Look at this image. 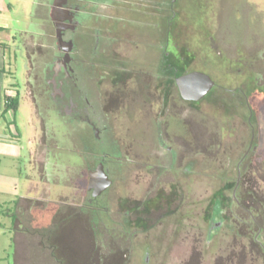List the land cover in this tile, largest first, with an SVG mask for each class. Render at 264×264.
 I'll return each instance as SVG.
<instances>
[{"label": "rangeland", "instance_id": "1", "mask_svg": "<svg viewBox=\"0 0 264 264\" xmlns=\"http://www.w3.org/2000/svg\"><path fill=\"white\" fill-rule=\"evenodd\" d=\"M146 2L147 7L138 3L132 9L149 13L150 55L145 57L143 40L129 25L121 24L125 39L114 48L124 57H135L136 63L151 58L150 72H135L150 82L149 103L134 105L151 116L140 109L136 114L126 104H121L120 116L103 113L96 98L102 129L97 141L84 126L71 129L55 115L49 156L52 193L39 201L28 193L27 178L39 177L33 162L43 129L27 84L46 60L32 52V45L42 41L45 29L53 45L55 30L44 24L46 11L36 0H0L5 7L0 23L9 35L3 41L9 55L7 89L20 92L17 110L5 117L0 113V264H106L111 254L120 258L124 250L128 264H264L262 245L252 243L249 227L237 222L234 195L243 158L263 141L264 0ZM123 5L132 6L119 1ZM126 9L118 12L130 14ZM162 45L164 72L158 67ZM186 71H202L215 80L203 100L182 98L176 78ZM119 74L102 81L105 92L118 85ZM127 127L140 144L135 153L123 146ZM119 153L124 167L115 162ZM105 156L116 182L101 199L108 211L104 226L94 222V247L85 222L60 225L52 212L82 202L88 169ZM23 196L30 200H21ZM76 211L82 216L88 212ZM125 213H131L126 222ZM52 236L60 241L53 247L58 259L51 255Z\"/></svg>", "mask_w": 264, "mask_h": 264}, {"label": "flooded vegetation", "instance_id": "2", "mask_svg": "<svg viewBox=\"0 0 264 264\" xmlns=\"http://www.w3.org/2000/svg\"><path fill=\"white\" fill-rule=\"evenodd\" d=\"M119 1L132 6H119ZM138 3L144 7L148 6L146 0L143 3L136 0H36V5L46 11L44 24L47 26L48 23H51L55 30V43L53 45L50 44L47 29L43 32L42 41H35L32 45L34 48H32V52L45 57L46 60L40 66L41 73L36 74L34 79L27 84L28 94L32 95L30 97L34 108L38 111L37 115L41 120L43 129L36 150V160L33 162L38 170L39 177L38 179L36 177L27 178L29 181L28 193L33 192V196H38L39 201L46 195L50 198L52 193L53 180L49 179L52 162L49 156L53 150L51 142L54 140L51 139V133L55 123V115H61L60 118L64 120V124L71 129L76 126H84L97 141L101 139L102 129L99 122L101 117L98 116V109L95 108L94 104L96 98L100 102L103 113L105 109L110 114L116 113L120 116L124 111L121 104H126L125 106L129 105V108H136V114L140 109V114L151 116L148 111L143 113L141 106H134L148 102L146 94L150 82L146 79L145 74H140L141 77L144 76V79H142L140 76L137 77L135 72H150L152 68L151 58L149 57V60L146 58L144 64L136 63L135 57L134 59H131L130 56L124 57L125 55L118 54V51L115 52L114 48L116 41L125 39V34L120 31L121 24L124 28L129 25L132 28L133 35L143 40L140 46L142 44L145 46V57L150 55L152 37L146 29L151 25V21L148 12L132 9ZM121 8H128L130 14L123 15L121 12L119 13L118 11ZM128 9H126L127 13ZM126 18H129V20ZM143 27L145 30H143ZM135 44L137 45L136 42ZM160 49L162 56L158 67L160 72H164V45ZM39 50L42 53H39ZM31 67L34 68L32 64ZM117 73H122L117 78L118 85L111 92H105L102 81L106 77L117 76ZM126 76H129L130 79H126ZM120 77H124V79ZM136 84L139 87L138 91L135 88ZM19 97L20 92H16L15 99H19ZM98 101H96L97 104H99ZM127 107L126 109H128ZM131 133L130 128L127 127L123 146L129 147L135 153L136 150L140 149V144L138 145L137 140L131 137ZM126 136L127 138L130 137L129 140ZM119 144L121 145L120 142ZM162 144L164 147V141ZM40 146H43V152L41 153ZM143 147H145L144 150H149L146 149L144 144H141L142 149ZM86 148L89 149V146H86ZM94 154H98V151ZM121 154L119 153L120 156L118 155L115 162L120 167H124ZM98 160L94 168L88 169V166L86 167L88 175L84 194L81 197L82 202L77 207L69 205L65 211L52 212L53 221L60 223V225L69 221L85 222L86 231L90 232L92 238L96 231L94 222L98 220L101 227L106 222V214L103 213L104 211L107 212L108 209L101 199L107 195L116 182V177L108 166L107 156ZM100 165H103L105 173L112 180V185L101 195L94 196L95 188H90V174L96 172ZM42 183L47 184L48 187L42 188ZM24 199L30 200L24 196L21 197V200ZM76 208H84L88 212L82 216L77 213ZM130 214H124L127 216L125 222ZM83 223L82 225H84ZM90 227L91 229H87ZM49 241L53 245L51 254L53 255V247L60 245V241L55 236H52ZM94 243L95 247L96 240ZM58 250H60V247ZM57 256L53 255L54 258H57Z\"/></svg>", "mask_w": 264, "mask_h": 264}, {"label": "trees", "instance_id": "3", "mask_svg": "<svg viewBox=\"0 0 264 264\" xmlns=\"http://www.w3.org/2000/svg\"><path fill=\"white\" fill-rule=\"evenodd\" d=\"M0 46L6 49L4 45ZM186 71L184 73H187ZM182 73V74H184ZM181 74V75H182ZM19 99H11L6 96L4 100L3 117L10 110H17ZM261 131L263 141L249 151L241 162L240 180L236 193L237 207L240 214L237 215V222L243 226H248L252 237L250 240L255 245H262L264 250V243L260 242L261 238L264 240V115L261 120ZM261 136V135H260ZM95 237H93L94 239ZM96 238L94 239V241ZM128 250H124L120 258H116L111 254L109 263L106 264H128L129 255L125 254ZM264 255V254H263ZM60 261V260H59ZM99 262V261H98ZM61 264H68L61 260ZM98 264V263H96Z\"/></svg>", "mask_w": 264, "mask_h": 264}, {"label": "water", "instance_id": "4", "mask_svg": "<svg viewBox=\"0 0 264 264\" xmlns=\"http://www.w3.org/2000/svg\"><path fill=\"white\" fill-rule=\"evenodd\" d=\"M176 84L182 98L186 101L198 102L203 100L216 86L215 80L202 71H191L179 75ZM112 185V180L105 173L103 165L90 174V188H95L94 196L101 195ZM236 195V191L234 193Z\"/></svg>", "mask_w": 264, "mask_h": 264}, {"label": "crops", "instance_id": "5", "mask_svg": "<svg viewBox=\"0 0 264 264\" xmlns=\"http://www.w3.org/2000/svg\"><path fill=\"white\" fill-rule=\"evenodd\" d=\"M5 7L0 5V11H3ZM1 24L4 26L2 29H0V42L3 45V41H5L6 39H9V35L7 34V27L6 24H4L3 22H1ZM9 59V55L6 51V49H3L0 46V113H3L4 110V100L5 97L8 94V90L7 89V76H6V62ZM14 91V90H13ZM10 112L7 113V115ZM3 114H1L2 116Z\"/></svg>", "mask_w": 264, "mask_h": 264}, {"label": "built area", "instance_id": "6", "mask_svg": "<svg viewBox=\"0 0 264 264\" xmlns=\"http://www.w3.org/2000/svg\"><path fill=\"white\" fill-rule=\"evenodd\" d=\"M4 26L0 23V29H2ZM8 97H10L11 99H14L15 96H16V91H8V94H7Z\"/></svg>", "mask_w": 264, "mask_h": 264}]
</instances>
